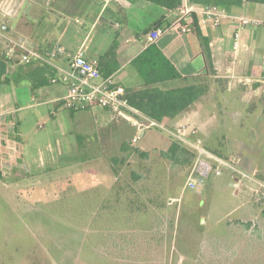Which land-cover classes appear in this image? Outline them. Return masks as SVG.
<instances>
[{
	"label": "rangeland",
	"instance_id": "obj_1",
	"mask_svg": "<svg viewBox=\"0 0 264 264\" xmlns=\"http://www.w3.org/2000/svg\"><path fill=\"white\" fill-rule=\"evenodd\" d=\"M40 5H47L46 0H0L3 49L11 41H21L22 36L31 45L42 41L40 36L49 28L44 24L55 16L49 9L43 19L35 20L32 8ZM16 60L15 56L9 63L10 77ZM64 85L49 83L34 94L25 81L0 85V90H11L3 108H16L15 127L21 134L19 146L25 160L16 164V176H0V264H264V235L253 236V243L247 244L248 234L237 233V212L231 211L235 206L232 195L257 201L261 188L242 179L239 190L223 189L221 181L226 177L222 184L227 185L229 180L226 171L228 177L210 174L195 189H184L186 168L169 166L164 171L156 165L146 180L147 189L136 188V193L127 194L126 184L117 182L108 158L119 154L121 141L133 139L128 121H134L115 115L109 122L96 120L94 112L85 110L71 116L66 108L50 101L65 92ZM235 98L251 104L254 95L239 88L206 96L207 112L225 114L227 122L225 126L213 121L205 124L202 130L197 128L199 136L202 141L205 138L209 150L229 159L245 153L244 147L233 142L239 135L247 143L253 140L257 159L263 158L264 116L258 118L260 123L248 119L256 129L254 135L247 129L233 130L232 111L243 112L245 107L234 103ZM201 104L202 100L196 103ZM209 125L220 126L216 138L203 137ZM134 143L149 151L166 149L170 138L149 128ZM241 159L238 166L249 173L245 157ZM158 162L157 154L150 153L145 163L154 166ZM140 164L135 156L129 157L128 168L120 177ZM263 164L261 160L254 163ZM256 171L263 172L251 173Z\"/></svg>",
	"mask_w": 264,
	"mask_h": 264
},
{
	"label": "crops",
	"instance_id": "obj_2",
	"mask_svg": "<svg viewBox=\"0 0 264 264\" xmlns=\"http://www.w3.org/2000/svg\"><path fill=\"white\" fill-rule=\"evenodd\" d=\"M46 2L47 5L33 7L32 13L34 14L32 16L35 20L43 19L45 17L44 11L51 9L55 17L48 19L47 24H44L45 27H49L48 32L46 35L40 36L42 38L40 43L28 44V38L25 36L21 37V42H24L28 47L40 48L42 51L50 50L55 45L63 46L69 53L81 48L86 55L96 58H100L110 49H113L115 55L111 62L114 71L111 75L118 84L125 88L126 92L143 84L142 77L131 61L150 44L156 45L182 76H192L206 71V63L202 54L203 44L195 30L199 31L207 39L213 58L214 69L217 73L216 77L226 80V90L219 93L217 91V83L211 78L209 93L199 100H202L201 106L196 105L197 101L190 111L173 119L166 120L167 125L192 122L197 128L202 130L205 124L207 125L213 121L215 123L221 122L225 126L227 122V119L223 117L225 114L223 116H216L215 112H207L209 110H207L206 96H209L212 91L217 95H221L239 88L240 90L252 92L254 100H252L251 104H248L235 98L234 103L240 102L245 107L242 110L243 112L237 109H235L236 111H232V118L234 120L232 129L239 128L242 131L247 129L254 135L256 129L250 126L249 122L254 124L253 120L258 121V118L263 120L264 90L259 88V84L254 81L239 82L236 80V77L256 79L264 76V26L240 28L238 27L236 18L248 16L264 20V16H258V14L264 15V4L245 2L242 6L228 11L230 18L222 19L219 26H214L209 22L201 24L199 23V17L196 15V27L191 21L190 31L182 33L174 28H168L158 40L151 42L147 36L148 31L156 25L167 26L173 23L178 17L176 8L167 9L147 0H46ZM49 30H52L53 33L50 34L52 31ZM236 30L240 32V46L237 51H234L232 49V35ZM58 64L66 68L68 57H62L58 61ZM179 83L172 81L169 85L176 86ZM64 86L65 92L50 100L56 103L58 107L62 106L63 108L65 107L59 99L66 93L67 87L66 85ZM9 93H11V90H0V113L12 112L10 116L14 119L16 108H3L5 104L4 100L7 99ZM31 93L34 94V90L32 91L31 89ZM249 101L250 99L247 102ZM257 109H260L259 114L256 113ZM66 110L70 112L71 116L82 110L91 111L94 112V114H91L96 120L103 119L105 122H109V120L115 117L127 119V116L122 114L115 115L114 117L108 110L98 106H87L79 110H69L66 108ZM248 119H250L249 122ZM258 122L260 123V121ZM128 123L134 131V134H132L134 137L138 135L140 139V137L145 136L147 129L137 128L129 121ZM213 125H209V132H206L203 137L216 138V133L220 126L214 127ZM237 133L235 132V135ZM2 134L4 139L0 150V176L2 177L5 174L16 176L18 172V165L16 164L25 161L23 159V152L19 146L22 140L21 134L16 127L13 133L8 121L2 127ZM203 139L204 143L205 138ZM233 139L236 146L245 148V153L238 159L240 160L243 157L242 159L244 160L245 157V161H247L246 169L250 171L249 173L254 172V170H263L261 173L256 171L254 174L251 173V175L254 178L258 174L264 177V164L261 167L254 165V163L260 160L264 163V157L257 159L259 154L258 150L255 149V143L253 145V140L247 143L239 135ZM2 171L4 172L2 173ZM228 175L229 177L226 174L229 178L227 185L222 184V181H225L226 177L221 181L220 186L223 189L232 187L233 178L231 174ZM257 180L259 181L258 177ZM261 183L264 184V180H261ZM251 184L256 186L255 183ZM240 188L234 189L239 190ZM260 193L264 195V189ZM256 195L257 201L251 198L250 201L248 199L244 200L237 194L232 195L235 206L231 211L232 213L237 212L235 217L236 226L238 227L237 233L251 234V230L254 231L255 227L264 230V226L260 227V224L264 225V213L258 199L261 196L259 192ZM247 222H251V230L249 228L245 229L243 224Z\"/></svg>",
	"mask_w": 264,
	"mask_h": 264
},
{
	"label": "trees",
	"instance_id": "obj_3",
	"mask_svg": "<svg viewBox=\"0 0 264 264\" xmlns=\"http://www.w3.org/2000/svg\"><path fill=\"white\" fill-rule=\"evenodd\" d=\"M147 1L167 9L176 8L182 2V0ZM189 2L196 5H214L227 11L238 8L245 2L264 4V0H189ZM192 24L196 27V15H193ZM195 32L203 44L202 54L206 63V71L202 74L182 76L154 44H150L131 61L142 77L143 84L126 92L128 102L139 112L162 125H167L166 120L173 119L190 111L197 101L208 94L211 88V78L217 83V91L219 93L226 90V80L216 77L217 73L214 69L213 58L207 39L199 31L195 30ZM114 55V50L110 49L98 58L99 69L103 76L111 75L114 71L111 62ZM13 63L14 65L17 63V66L13 71L12 77H10L7 75L9 60L6 57V49H3L0 45V85L10 82L19 84L25 81L29 83L32 90H35L49 84L51 78L56 74V69L46 63L36 61L20 63L18 60ZM172 81L180 83L176 86H170L169 84ZM262 113L264 114V97ZM128 117L132 121L136 120L135 115L132 113H129ZM169 138L170 143L166 149H152L151 151L144 150L140 146L135 145L132 138L125 139L119 145V154L108 158L110 169L116 175L117 182L123 180L126 184L124 189L127 194L136 193V188H139L142 192L146 190V180L152 177L153 168L156 165L163 167L164 171L169 166L175 170H184L186 168L188 174L195 159L194 151L181 141L170 136ZM150 153H156L160 159V162L154 164V166H151L150 163H145L149 159ZM214 153L217 154V152ZM217 155L221 156V154ZM131 156H135L141 162L139 168H129V174L124 175L128 179L124 176L120 177L123 175L124 168H128L129 157ZM262 176L261 174L257 175L259 181L264 180ZM259 195L261 196L259 197V203L264 213V195L260 192ZM145 202L149 203L150 201L145 200ZM243 225L245 229H250L251 223ZM251 231L252 233L248 234L250 241H246L247 244L253 243V236L261 237L264 235V230L257 227L254 228V231ZM128 264L132 263L129 262Z\"/></svg>",
	"mask_w": 264,
	"mask_h": 264
},
{
	"label": "built area",
	"instance_id": "obj_4",
	"mask_svg": "<svg viewBox=\"0 0 264 264\" xmlns=\"http://www.w3.org/2000/svg\"><path fill=\"white\" fill-rule=\"evenodd\" d=\"M176 9L178 17L173 23L167 26L156 25L148 31L147 36L151 42L158 40L168 28H174L182 33L190 31L193 15L199 17V23L206 24L209 22L214 26H219L222 19L230 18L228 11L223 8L214 5H196L189 2V0H182ZM236 20L240 28L264 26V20L256 17L241 16L236 18ZM239 46L240 32L236 30L232 35V49L237 51ZM15 56L18 57L20 63L36 61L46 63L56 69V74L51 78L50 82L66 85V93L59 99L65 108L79 110L87 106H98L108 110L113 115L122 114L128 117V114L132 113L136 117L133 124L137 128H157L191 148L195 153V159L188 171L183 185L184 189H195L204 183L210 174L220 176L226 171L233 178L232 188H240L241 180L248 179L255 183L256 187L264 189V184L261 181L259 182L254 178L251 173L240 169L238 158L226 159L206 148L198 135L197 127L192 122L162 125L132 107L128 102L125 88L118 84L112 75L103 76L99 69L98 58L86 55L83 49L79 48L69 53L63 46L55 45L50 50L42 51L37 47H28L21 41H11L6 47V57L9 63ZM62 57H68L66 68L58 64ZM236 78L239 82L254 81L259 84V88L264 90V76L256 79H250L249 77ZM10 115H12V112L0 113V150L4 139L2 127L7 124V121L13 133L15 131L16 123ZM138 139L139 136L137 135L133 137L132 141L136 142Z\"/></svg>",
	"mask_w": 264,
	"mask_h": 264
},
{
	"label": "water",
	"instance_id": "obj_5",
	"mask_svg": "<svg viewBox=\"0 0 264 264\" xmlns=\"http://www.w3.org/2000/svg\"><path fill=\"white\" fill-rule=\"evenodd\" d=\"M3 28L8 29L9 27H4V25H3Z\"/></svg>",
	"mask_w": 264,
	"mask_h": 264
}]
</instances>
